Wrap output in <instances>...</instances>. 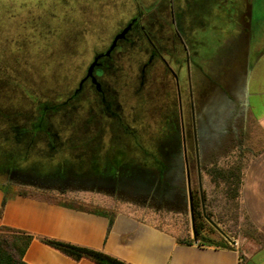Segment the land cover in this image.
I'll list each match as a JSON object with an SVG mask.
<instances>
[{"label":"rangeland","instance_id":"374dc122","mask_svg":"<svg viewBox=\"0 0 264 264\" xmlns=\"http://www.w3.org/2000/svg\"><path fill=\"white\" fill-rule=\"evenodd\" d=\"M149 9L143 7L142 15L147 16ZM135 11L133 0H0V166L13 152L19 161L16 170L21 172L12 174L15 171L10 169L8 174L0 168V182L9 192L39 195L83 208L132 210L168 227L181 239L195 238L190 204L184 197L158 204L115 190L116 182L42 185L28 177L91 176L106 166L104 162L115 149L132 164L159 155L160 144L177 124L175 117L182 120L188 134L193 123L192 108L198 110L199 106L194 81L192 99L188 73L176 74L170 83V77L162 71L153 80L155 70H150L149 81L141 88V67L151 48L136 37L133 43L123 44L124 52L112 58L111 68L101 78L119 103L122 121L130 126L133 136L124 133L120 121L101 111L100 98L88 85L77 92L96 53L109 47ZM259 11L255 7V14ZM212 17L208 14V19ZM219 19L220 27H228L225 18ZM211 26L204 32L203 40L208 45L203 53H217H211L215 57H203L205 69L214 72L212 67L221 66L230 43L217 42L223 31ZM18 124L27 127V139L13 135L12 129ZM196 125L199 127L198 122ZM50 132L56 134L53 141ZM227 143L228 147L217 152L215 145L205 154L203 199L207 213L234 237L246 230L248 218L240 201L233 198L235 186L211 170L223 168L228 176L233 166L244 168L247 157L239 160L241 154L233 147L235 142ZM94 159L100 162L97 166ZM24 173L27 177L21 176ZM195 191L202 234L218 242L225 237L203 216L198 185ZM201 240L207 241L204 237Z\"/></svg>","mask_w":264,"mask_h":264},{"label":"flooded vegetation","instance_id":"af4514ba","mask_svg":"<svg viewBox=\"0 0 264 264\" xmlns=\"http://www.w3.org/2000/svg\"><path fill=\"white\" fill-rule=\"evenodd\" d=\"M133 1L136 2L135 13L115 34L109 47L96 53L91 64L95 62L98 54L110 49L118 34L128 28L127 32L117 40L110 54L98 58L91 74H89L91 64L89 65L79 83L77 92L88 85L100 98V103L104 108L101 111L120 121L119 124L123 126L124 133L133 136L130 126L122 121L119 103L111 96L110 88H105V83L101 78L107 69L111 68L112 58L124 52L123 44L132 42L131 40L136 37L142 42H147L151 48L147 61L141 67V76H139L141 88H144L145 83L149 81L150 70H155L151 76L153 80H155V74L162 71L170 77V83L173 78L175 79L176 74L186 75L188 73L192 99L194 81L198 91L199 106L198 110L196 107L192 108L193 123L186 134L182 120L175 117L177 124L172 126L173 130L160 144L159 155H150L143 161L132 164L128 159L123 160L119 154L121 151L115 149L111 155L109 153L104 162L106 166L98 168L99 170L93 175L85 177L60 175L58 178L70 177L79 182L111 178L117 183L115 190L150 199L158 204L179 197H184L189 202L190 183L195 206L197 195L195 185H198L200 197L201 192L204 195L202 173L205 167V154L212 152V146L216 145L218 152L227 142L233 143L236 140L237 111L232 90L238 88L239 82L232 71V66L238 58L241 61L243 59L241 57L245 55L247 39L252 30L254 5L258 0ZM145 6L150 8L147 16L141 13V9ZM208 14H212L213 19H208ZM218 18L227 20L230 48L227 51V57L220 61L221 66H213L214 72H209L205 69L203 36L210 23H212L211 28L219 29L218 24L215 23L219 22ZM241 38L244 39V46H241ZM213 53H217V50ZM166 54L171 56L173 64ZM170 66L174 67L175 71H172ZM227 68L228 72L223 76L222 70ZM37 129L42 130L41 126ZM12 132L17 138L27 139V131L19 133L13 128ZM49 134L53 137V141L56 134L52 132ZM9 153L11 155H8L7 163L3 164L6 172L9 174L10 169H14L15 172L12 174H20L21 172L16 170L20 168L16 154ZM6 160L4 159V162ZM92 162H95L94 166L100 163L95 159ZM21 176L27 177V173Z\"/></svg>","mask_w":264,"mask_h":264},{"label":"crops","instance_id":"0c3cea01","mask_svg":"<svg viewBox=\"0 0 264 264\" xmlns=\"http://www.w3.org/2000/svg\"><path fill=\"white\" fill-rule=\"evenodd\" d=\"M255 7L260 11L251 21L245 55L232 66L239 82L232 90L237 111L233 147L241 154L239 160L247 157L238 197L248 218L246 230L241 231L245 233L232 237L229 245L187 243L173 230L132 210L101 212L9 192L0 182V210L6 198L0 230L29 237L26 263L99 264L87 257L75 259L47 242L54 240L99 250L127 264H264V0ZM217 24L223 34L216 39L223 45L229 42L228 27ZM240 41L244 46V39ZM213 52L204 55L211 57ZM222 72L224 76L228 68Z\"/></svg>","mask_w":264,"mask_h":264},{"label":"trees","instance_id":"16d2710c","mask_svg":"<svg viewBox=\"0 0 264 264\" xmlns=\"http://www.w3.org/2000/svg\"><path fill=\"white\" fill-rule=\"evenodd\" d=\"M41 122L42 121L40 120V122L37 124V127H40L42 125ZM14 129L19 131V133H23L27 131V127L20 124L15 125ZM8 155L10 156L11 154L8 153L7 158H4L5 160L9 159ZM3 164L5 165V162H3ZM3 164L0 166L1 170L5 169ZM214 169L215 172H217L216 175L219 178L223 180L225 179L228 181L229 184L232 183V185L235 186V189H233L234 191L233 198L236 199L237 202L239 203L238 197L240 195V189L242 187V176H243L242 166H236V165L233 166L231 170L228 171V176L226 175L227 171L225 169L213 168L211 172L214 171ZM5 204H6V198L0 210V215H2L4 211ZM97 211L104 212L103 210H97ZM195 216H196L197 240H195V238L182 239L184 242L192 243L194 241H197L199 243L201 242L204 244L229 245L228 240H226L225 238H222V240L215 242L212 238L203 235L202 227L197 222L198 219H197L196 207H195ZM1 231L2 230H0V264H28L24 261L23 256L28 245L29 237L28 238H24L22 236L16 237V236L8 235L6 232L3 234ZM1 237H5V240L2 239ZM201 237L206 238L207 241L205 240L202 241ZM47 242L75 259H81L82 257H87L96 261L99 264H127L124 261L99 250H95L87 247H81L61 241L48 240Z\"/></svg>","mask_w":264,"mask_h":264},{"label":"water","instance_id":"95a60500","mask_svg":"<svg viewBox=\"0 0 264 264\" xmlns=\"http://www.w3.org/2000/svg\"><path fill=\"white\" fill-rule=\"evenodd\" d=\"M128 28H126L123 32H121L120 34H118L115 38L114 43L111 45L110 49L107 52L98 54L96 57L95 62H93L90 66L89 69V74L92 73L93 67L95 66L97 60L99 57H101L102 55H106V54H110L111 50L115 47L116 42L119 38H122L123 35L127 32ZM30 179H33L36 181V183L42 184V185H49V184H69L71 182H76L78 180L76 179H72V178H58L55 176H28ZM95 182H104V183H113L115 182L113 179L111 178H97L94 180H90V183H95ZM201 197H202V211H203V215L204 217L208 220V222H210V224H212L228 241L230 242H234V240L232 239V237L225 231L223 230L216 222L215 220L207 213L206 211V206H205V202L203 199V193L201 192ZM189 203H190V211H191V216H192V228H193V233L196 239V216H195V206L193 203V194H192V190L190 187V183H189Z\"/></svg>","mask_w":264,"mask_h":264}]
</instances>
